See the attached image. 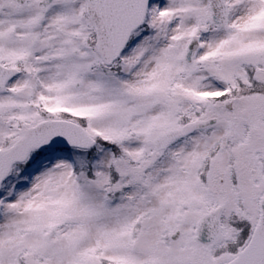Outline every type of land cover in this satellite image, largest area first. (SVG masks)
<instances>
[{
	"label": "snow or ice",
	"instance_id": "1",
	"mask_svg": "<svg viewBox=\"0 0 264 264\" xmlns=\"http://www.w3.org/2000/svg\"><path fill=\"white\" fill-rule=\"evenodd\" d=\"M0 264H264V0H0Z\"/></svg>",
	"mask_w": 264,
	"mask_h": 264
}]
</instances>
